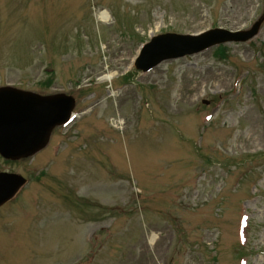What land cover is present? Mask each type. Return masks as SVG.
Wrapping results in <instances>:
<instances>
[{"label": "rangeland", "instance_id": "rangeland-1", "mask_svg": "<svg viewBox=\"0 0 264 264\" xmlns=\"http://www.w3.org/2000/svg\"><path fill=\"white\" fill-rule=\"evenodd\" d=\"M263 12L264 0H0V85L71 93L79 111L33 156L0 157L28 178L0 208V264H264V19L218 54L132 64L151 35L246 29Z\"/></svg>", "mask_w": 264, "mask_h": 264}, {"label": "water", "instance_id": "water-1", "mask_svg": "<svg viewBox=\"0 0 264 264\" xmlns=\"http://www.w3.org/2000/svg\"><path fill=\"white\" fill-rule=\"evenodd\" d=\"M264 16V14H263ZM261 19L249 29L228 31L222 28L208 29L196 35L162 34L146 45L136 61V66L147 69L164 58L177 57L203 50L227 40L243 41L252 37ZM171 38L172 45L156 49L159 41ZM167 45V44H166ZM147 52H151L145 58ZM74 99L63 93L39 95L0 88V154L8 159L26 157L40 149L48 140L52 128L65 122L73 107ZM21 178L0 173V202L19 185Z\"/></svg>", "mask_w": 264, "mask_h": 264}, {"label": "bare ground", "instance_id": "bare-ground-1", "mask_svg": "<svg viewBox=\"0 0 264 264\" xmlns=\"http://www.w3.org/2000/svg\"><path fill=\"white\" fill-rule=\"evenodd\" d=\"M99 18H100V20H103V21H105L106 19H107V17H108V12L106 11V10H102L100 13H99ZM106 77H110V75H107L106 74ZM105 77V78H106ZM99 79H101V78H99ZM69 125V124H68ZM154 236L152 235V237H151V242L154 240Z\"/></svg>", "mask_w": 264, "mask_h": 264}, {"label": "trees", "instance_id": "trees-1", "mask_svg": "<svg viewBox=\"0 0 264 264\" xmlns=\"http://www.w3.org/2000/svg\"><path fill=\"white\" fill-rule=\"evenodd\" d=\"M224 48V46H221V45H219V46H217L214 50L216 51L215 53H217L218 54V52H220L221 51V49H223ZM216 54V55H217Z\"/></svg>", "mask_w": 264, "mask_h": 264}]
</instances>
